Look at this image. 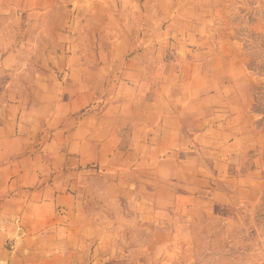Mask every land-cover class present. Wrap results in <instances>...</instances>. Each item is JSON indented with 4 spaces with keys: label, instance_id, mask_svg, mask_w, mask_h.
<instances>
[{
    "label": "crops",
    "instance_id": "0c3cea01",
    "mask_svg": "<svg viewBox=\"0 0 264 264\" xmlns=\"http://www.w3.org/2000/svg\"><path fill=\"white\" fill-rule=\"evenodd\" d=\"M211 1L0 0V264H112L93 177L160 222L255 200L229 170L256 147L249 78ZM36 21L54 43L32 52L17 26Z\"/></svg>",
    "mask_w": 264,
    "mask_h": 264
},
{
    "label": "rangeland",
    "instance_id": "374dc122",
    "mask_svg": "<svg viewBox=\"0 0 264 264\" xmlns=\"http://www.w3.org/2000/svg\"><path fill=\"white\" fill-rule=\"evenodd\" d=\"M209 5L213 6L209 7L211 15L214 6L218 7L212 26L220 46L241 58L249 78L246 111L256 147L235 159L229 170L241 177L242 188L251 189L256 198L219 206L213 212L206 207L187 213L176 210L160 222L152 214L136 215L132 202L126 201L120 208L114 197L104 196L102 178H90L85 186L96 197L89 204L90 211L101 214L110 224L112 250L109 246L105 249L113 258L112 264H264V0H212ZM56 14L52 12L50 20ZM42 25L48 31L46 37L39 35ZM52 25L37 21L28 26L19 24L17 29L22 33L26 30L28 35L16 42L26 48L31 46L32 52L38 42L51 46ZM8 28L2 29L8 32ZM9 43L0 39L1 46L9 47ZM24 51L21 63L28 66L39 62V54ZM194 176L192 173L188 182L191 187L199 182Z\"/></svg>",
    "mask_w": 264,
    "mask_h": 264
}]
</instances>
